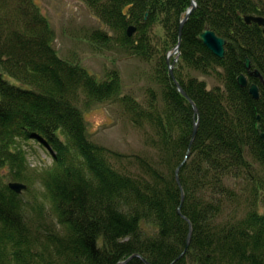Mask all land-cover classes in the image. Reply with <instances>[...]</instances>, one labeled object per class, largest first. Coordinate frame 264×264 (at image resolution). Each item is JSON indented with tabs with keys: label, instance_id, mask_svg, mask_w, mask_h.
Returning <instances> with one entry per match:
<instances>
[{
	"label": "trees",
	"instance_id": "1",
	"mask_svg": "<svg viewBox=\"0 0 264 264\" xmlns=\"http://www.w3.org/2000/svg\"><path fill=\"white\" fill-rule=\"evenodd\" d=\"M82 1L109 29L90 40L151 65V84L141 98L125 91L118 69L98 77L61 58L34 0H0V264H119L133 255L127 264H264V32L245 21L264 17V0H195L181 40L193 0ZM207 27L227 41L225 58L199 39ZM247 59L263 79L249 76ZM193 72L221 83L209 89ZM108 102L121 105L151 153L91 140L86 114ZM32 143L50 166L30 167ZM9 178L28 189L17 194Z\"/></svg>",
	"mask_w": 264,
	"mask_h": 264
},
{
	"label": "rangeland",
	"instance_id": "2",
	"mask_svg": "<svg viewBox=\"0 0 264 264\" xmlns=\"http://www.w3.org/2000/svg\"><path fill=\"white\" fill-rule=\"evenodd\" d=\"M54 30V48L59 56L72 63L80 64L98 77H104L107 70L116 68L123 76L125 91L144 98L146 88L151 84L149 72L153 68L135 57H128L119 49L98 46L90 40V35L99 29L109 30L82 0H34ZM159 28V32H160ZM178 60L179 52H170ZM205 80L209 89L221 82L216 76H205L193 72ZM7 79L17 83L15 79ZM88 131L93 142L119 151L123 154H148L141 130L136 128L117 102L94 105L86 114ZM28 147V161L33 169H44L52 163L51 158L40 144ZM17 182L10 178L8 183ZM30 199L31 195H26Z\"/></svg>",
	"mask_w": 264,
	"mask_h": 264
},
{
	"label": "water",
	"instance_id": "3",
	"mask_svg": "<svg viewBox=\"0 0 264 264\" xmlns=\"http://www.w3.org/2000/svg\"><path fill=\"white\" fill-rule=\"evenodd\" d=\"M196 4H197L196 1L193 0V8L188 10L187 16L181 22V25H180V40H181V35H182V31H183L184 25L187 22L190 13L196 7ZM245 21L249 25L252 24V23L258 24L260 27L263 28V32H264V17L263 16H255V15L246 16L245 17ZM136 31H137V28L134 27V26H131L129 28V30H128L129 36L132 37L136 33ZM199 39L204 43V45L215 56H217L219 58H225V53H226L225 46H226L227 41L224 38L219 37L209 27H207L199 35ZM179 50H180V47H179V44H178V46L175 48V53H178ZM168 65L170 66V74H171L172 78L174 79V81H176V85L178 86L180 92L182 94H184L185 96H187V94L184 92V90L180 86L179 82H177V79H176L175 74H174V65L171 64L170 57L168 58ZM246 67L248 69V72H249L250 76H254L256 78H262L261 74L258 71H251V61L249 59H247ZM238 82H239V85L241 87L246 88L248 86V82H249L247 75H245V74L240 75L239 78H238ZM249 92L253 96V98H255L257 100L260 99V87H259L258 84H252L250 86ZM193 107H194L196 116H198V119L196 120L195 127H194V134H193V139H194L196 137V135L198 133V129H199V114H198V109H197V107L195 106L194 103H193ZM260 119H261V117L259 116L258 117V130L260 132L261 137L264 140V132L262 130V125H261ZM179 173H180V168H178L177 173H176L177 181L180 184ZM9 188L12 191L16 192L17 194H23V192L28 189V186L26 184H24V183H21V182H11V183H9ZM183 202H184V196L182 195L181 207L183 205ZM181 207H180V209H181ZM180 209H179V213L181 214ZM191 234H192V230L190 228L189 241H188L187 247L189 246V243H190ZM134 257H138V255H133L130 258H128L127 260H125L124 262L119 263V264H127ZM145 262H146V264H150L147 261H145Z\"/></svg>",
	"mask_w": 264,
	"mask_h": 264
},
{
	"label": "flooded vegetation",
	"instance_id": "4",
	"mask_svg": "<svg viewBox=\"0 0 264 264\" xmlns=\"http://www.w3.org/2000/svg\"><path fill=\"white\" fill-rule=\"evenodd\" d=\"M250 76V75H249ZM249 76L247 75L248 79H249Z\"/></svg>",
	"mask_w": 264,
	"mask_h": 264
}]
</instances>
